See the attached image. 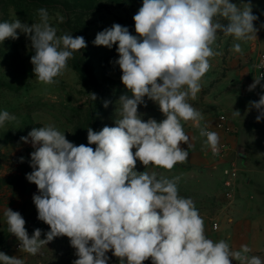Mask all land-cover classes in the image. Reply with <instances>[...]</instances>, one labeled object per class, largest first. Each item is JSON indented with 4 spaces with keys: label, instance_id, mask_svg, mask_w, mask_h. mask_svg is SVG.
<instances>
[{
    "label": "clouds",
    "instance_id": "clouds-1",
    "mask_svg": "<svg viewBox=\"0 0 264 264\" xmlns=\"http://www.w3.org/2000/svg\"><path fill=\"white\" fill-rule=\"evenodd\" d=\"M39 22H0V43L23 33L31 42L33 73L38 82L56 83L73 53L87 47L83 36L57 35L47 9L40 8ZM63 20V18H61ZM135 32L114 23L96 34L93 44L109 49L117 46L121 82L132 94L119 97L120 114L115 126L99 131L87 128L88 144L75 145L54 125L34 127L24 143H31L30 167L26 179L37 186L33 195L38 220L50 230L34 229L30 237L26 221L18 211H3L8 232L19 241V250L36 255L57 237H68L75 249L72 264H108L107 253L120 264H264L249 256L247 244L233 250L221 239L205 234V222L194 201L179 195L180 177L169 179L157 171H171L188 159L189 136L182 121H191L206 137L213 154L219 151L218 133L201 128L202 114L188 101L202 89V79L211 69L210 59L221 55L213 49L218 33L236 41L257 38L258 16L251 3L238 6L231 0H143L133 16ZM264 27V24L261 25ZM233 51L242 53L241 43ZM264 74L254 78L248 91L259 85L258 101H249L256 122L264 120ZM93 101L95 93H90ZM145 97L158 105L165 117L142 119L138 106ZM110 101L104 100L107 108ZM241 116L233 110L232 117ZM15 115L0 112V127L15 121ZM186 144L187 150L181 147ZM95 145V148L92 147ZM135 149V152H133ZM23 157L20 158L23 162ZM0 264H25L24 259L0 251Z\"/></svg>",
    "mask_w": 264,
    "mask_h": 264
},
{
    "label": "rangeland",
    "instance_id": "rangeland-1",
    "mask_svg": "<svg viewBox=\"0 0 264 264\" xmlns=\"http://www.w3.org/2000/svg\"><path fill=\"white\" fill-rule=\"evenodd\" d=\"M142 2L143 0H0V22H11L19 18L21 22L36 23L39 22L38 10L45 8L49 14V22L57 29L58 36L65 33L72 34L73 37L83 36L87 42L85 49L73 53L66 70L56 77L57 82L51 85L38 82L35 78L30 62L34 50L23 33L18 30V39L9 38L0 43V112L6 110L17 118L0 127V139H12L26 125L38 124L44 127L51 124L59 131L65 132L66 138L78 146L88 144V127L94 131H99L106 125L114 127L115 119L119 118L120 114L119 97L125 94L131 97L132 94L122 84V72L115 63L119 58L116 51L118 45L109 49L105 46H95L93 41L98 32L110 28L114 23L126 26L132 35H137L133 16L142 6ZM231 2L241 7L243 3H251L253 14L258 16L254 26L259 31L256 33L257 38L248 41H236L232 36L218 33L213 49L222 54L210 59L212 67L202 79L201 91L195 100L188 101L200 113L207 112L209 108L203 101L206 96L203 97L202 94L212 80L223 74L228 77V89L239 85L242 69L247 71V68H250L253 72L256 55L264 52V27H261L264 24V0ZM234 43H241L242 53L233 51ZM246 79L250 80L249 77ZM233 81L237 84H233ZM258 88L259 85L256 89ZM90 93L97 95L95 101L91 99ZM234 96L237 95H233V98ZM253 97L256 99L257 93ZM217 98L209 100L212 102ZM104 100L110 103L105 117L100 118ZM145 102L146 107L143 104L138 106V112L142 114L144 121L154 118L159 122L165 118L157 104L147 97ZM222 103L223 108L220 110L227 114L224 109L226 101L222 99ZM257 114L255 109L248 110L246 122L264 130V120L256 122ZM223 115L227 119L226 115ZM190 122L182 121L185 133L186 124L189 125ZM225 125V132L236 135V131L231 129L227 121ZM243 138L245 144L253 146V138ZM92 147L95 148V145ZM32 151L34 149L31 143H24L22 140H11L8 144L0 143V251L24 259L25 264H72L77 257L68 237L55 238L33 256L16 250L19 241L8 232L3 215L7 207L23 216L30 237L36 228L42 230L41 239H44V233L50 230L47 224L37 218L38 213L32 199L34 194H39L37 186L26 179V174L33 170L30 167ZM21 157L24 158L23 162ZM136 170L157 171L169 179L180 177L177 185L179 195L191 198L204 220H208L216 212V190L206 186L195 171L182 166L173 167L171 171L153 168L151 165L145 169L139 161ZM107 255L110 258L108 264H120L119 258L113 256L111 251Z\"/></svg>",
    "mask_w": 264,
    "mask_h": 264
},
{
    "label": "crops",
    "instance_id": "crops-1",
    "mask_svg": "<svg viewBox=\"0 0 264 264\" xmlns=\"http://www.w3.org/2000/svg\"><path fill=\"white\" fill-rule=\"evenodd\" d=\"M258 53L254 62L258 60ZM249 77L250 80L246 78ZM254 78H258L250 68L242 69L240 72V84L227 88L228 77L221 74L212 80L207 91L202 94L209 105L207 112L201 113V128L207 127V130L218 133L220 137L219 147L224 148L222 157H215L210 153V148L206 146V137L200 135V129L195 128L192 122L186 124L187 135L191 147L188 148V159L184 163H177L174 167L182 166L196 172L200 178L216 190L217 210L205 222V234L213 241L221 239L229 243L233 250H238L241 245L247 244L251 249L248 255L258 256L264 261V130H260L247 124L249 101H258L262 89L249 92L248 87ZM232 82V80H231ZM233 84H237L233 81ZM264 84V80L261 81ZM216 93V94H215ZM219 93H221L219 95ZM257 93V98L253 95ZM233 95H237L234 96ZM218 97L215 101L209 98ZM221 99V100H220ZM222 99L226 101L224 107L227 114L221 111L223 108ZM239 101L236 102V100ZM243 99V100H241ZM230 101L227 103V101ZM244 101V102H243ZM243 102V103H242ZM233 110H239L241 116L233 118ZM225 114L226 121L231 126L236 135L225 132L219 126L220 115ZM233 122H230V120ZM191 124V125H190ZM190 126V128H189ZM250 136L255 141L253 146H248L244 138ZM181 147L187 150L186 144ZM234 163L238 168V176L234 181L233 197L226 199L223 194L224 175L222 170L230 163ZM218 223V229L212 230V222ZM143 264H152L151 258L144 261ZM231 264H238L235 260Z\"/></svg>",
    "mask_w": 264,
    "mask_h": 264
},
{
    "label": "built area",
    "instance_id": "built-area-1",
    "mask_svg": "<svg viewBox=\"0 0 264 264\" xmlns=\"http://www.w3.org/2000/svg\"><path fill=\"white\" fill-rule=\"evenodd\" d=\"M254 73L257 77H260L262 74H264V53L259 55L258 60L254 64ZM220 124L219 126L223 128L224 130H227V126L225 125L226 118L224 115H220L219 117ZM210 153L214 155L215 157H222L224 154V148L219 147V151L217 154H213V152L210 150ZM222 173L224 175V181H223V194L226 197V199L231 200L233 197V188H234V181L237 179L238 176V168L237 166L230 162L223 170ZM218 223L212 222V230L218 229ZM16 250L19 249V244L16 245Z\"/></svg>",
    "mask_w": 264,
    "mask_h": 264
},
{
    "label": "trees",
    "instance_id": "trees-1",
    "mask_svg": "<svg viewBox=\"0 0 264 264\" xmlns=\"http://www.w3.org/2000/svg\"><path fill=\"white\" fill-rule=\"evenodd\" d=\"M212 84H213V82L210 84V86H212ZM207 90H205V92H206ZM204 92V93H205ZM100 111H102L101 112V114L99 115V117L100 118H103V117H105V115H106V113H107V108H105V107H101V110ZM34 127H37V128H39L40 126L38 125V124H35V125H26V126H24V128L22 129V131L21 132H19L18 134H16L15 136H13V138L12 139H0V143H2V144H8L9 142H11V140L12 141H19V140H21V137H23L24 135H26L28 132H30L31 130H32V128H34Z\"/></svg>",
    "mask_w": 264,
    "mask_h": 264
}]
</instances>
